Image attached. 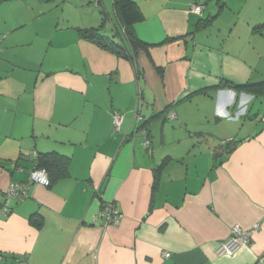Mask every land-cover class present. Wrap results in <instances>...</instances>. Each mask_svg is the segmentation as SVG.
Returning a JSON list of instances; mask_svg holds the SVG:
<instances>
[{
    "label": "crops",
    "instance_id": "crops-1",
    "mask_svg": "<svg viewBox=\"0 0 264 264\" xmlns=\"http://www.w3.org/2000/svg\"><path fill=\"white\" fill-rule=\"evenodd\" d=\"M72 1L0 0V264H264V93L228 85L264 82V0H131L130 26ZM47 153L52 184L6 206Z\"/></svg>",
    "mask_w": 264,
    "mask_h": 264
},
{
    "label": "built area",
    "instance_id": "built-area-1",
    "mask_svg": "<svg viewBox=\"0 0 264 264\" xmlns=\"http://www.w3.org/2000/svg\"><path fill=\"white\" fill-rule=\"evenodd\" d=\"M96 3H98V0H95ZM204 5L200 3L193 4L192 10L195 13L201 14L204 10ZM140 109H137L134 114L139 119ZM169 118H175L176 115L174 112H170L168 114ZM123 115L119 112H115L114 114V129L116 132H119L121 129V125L123 122ZM142 133L144 134V137L147 136V129L142 128ZM148 141H146V145H148ZM37 158V155L35 156V159ZM15 164V163H14ZM42 185L45 187H48L50 185V179L49 174L46 169L40 168L37 165L30 171L29 180L22 182V181H15L10 183V185L7 187L5 191V197H6V206L9 202V200H14L17 202L25 201L29 197H31V188L33 185ZM4 206L2 209V212L4 215H7L8 208ZM103 213L108 215L109 222L112 223H118L120 219L123 217L122 212L114 207L112 204H109ZM258 227V224L256 225ZM232 236L228 239L220 242L216 249V254L220 257L224 256H232L238 252V250L247 245L251 239H252V230L243 229L242 227L236 225L232 229ZM165 256H170V253L165 251ZM3 259V256L0 253V262Z\"/></svg>",
    "mask_w": 264,
    "mask_h": 264
},
{
    "label": "trees",
    "instance_id": "trees-1",
    "mask_svg": "<svg viewBox=\"0 0 264 264\" xmlns=\"http://www.w3.org/2000/svg\"><path fill=\"white\" fill-rule=\"evenodd\" d=\"M113 1H114L115 11L119 19L126 26L132 25L135 21H137L142 17V13L135 2L131 0H113ZM218 2L220 3V6L223 7L225 1L218 0ZM81 31L84 34V37L98 43L99 45H102L105 48L116 49L118 47L117 45H114L112 41L110 42L108 37L101 34L99 29L97 28H88V29H83ZM228 85L231 86L232 88H235L237 91L246 90L253 93L256 96H260L264 93V82L262 81L259 82L247 81L246 83L243 84L228 83ZM52 155L55 154L47 153L41 156L37 154V158L35 159L36 165L40 168L46 169L48 172L49 167L46 158L50 159V156ZM59 160L63 161L62 158H60ZM160 170L161 167L157 168L156 179H158L159 177ZM49 179H50V184H52V178L49 177ZM37 215H38L37 213L32 214L30 216V221L36 223L40 219L38 217L39 215L38 216Z\"/></svg>",
    "mask_w": 264,
    "mask_h": 264
},
{
    "label": "rangeland",
    "instance_id": "rangeland-1",
    "mask_svg": "<svg viewBox=\"0 0 264 264\" xmlns=\"http://www.w3.org/2000/svg\"><path fill=\"white\" fill-rule=\"evenodd\" d=\"M72 1V0H71ZM73 3H75V2H78V0H75V1H72ZM87 3H88V6L89 7H99V6H96L95 5V3H94V0H87ZM106 3H108V10H109V12L110 13H112L111 14V16L114 18V8H115V6H114V1L113 0H106ZM100 7H103V5L102 6H100ZM245 17V16H244ZM250 106H252V104H250L249 105V107ZM258 105L256 104V106H255V108H254V110H253V112L252 113H249V117L247 118V120H249V125H250V123H251V117H253V114H255L256 112H257V107ZM255 126V125H254ZM251 127V126H250ZM220 146V145H219ZM218 146V147H219ZM219 152L220 153H223L224 151H226L227 150V146H225V145H221L220 147H219ZM210 162H211V160H210Z\"/></svg>",
    "mask_w": 264,
    "mask_h": 264
},
{
    "label": "water",
    "instance_id": "water-1",
    "mask_svg": "<svg viewBox=\"0 0 264 264\" xmlns=\"http://www.w3.org/2000/svg\"><path fill=\"white\" fill-rule=\"evenodd\" d=\"M106 183H107V181H105V182H104V184H103V189L105 188V186H106Z\"/></svg>",
    "mask_w": 264,
    "mask_h": 264
}]
</instances>
